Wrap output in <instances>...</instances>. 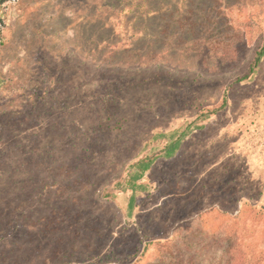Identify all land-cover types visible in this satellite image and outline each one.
I'll return each mask as SVG.
<instances>
[{
	"label": "rangeland",
	"instance_id": "rangeland-1",
	"mask_svg": "<svg viewBox=\"0 0 264 264\" xmlns=\"http://www.w3.org/2000/svg\"><path fill=\"white\" fill-rule=\"evenodd\" d=\"M4 15L0 264H264V0Z\"/></svg>",
	"mask_w": 264,
	"mask_h": 264
},
{
	"label": "trees",
	"instance_id": "trees-1",
	"mask_svg": "<svg viewBox=\"0 0 264 264\" xmlns=\"http://www.w3.org/2000/svg\"><path fill=\"white\" fill-rule=\"evenodd\" d=\"M264 59V45L260 47V49L256 52V57L254 58V67L253 70L251 69L252 73H254L255 69L259 67L261 61ZM255 74V73H254ZM247 77V76H246ZM184 134L179 135L177 138L172 139L164 148V152L162 158L170 159L172 158L175 153L180 148L181 142L183 140ZM155 160H141L136 163L137 167V174L133 176L134 183L141 179L142 175L147 172Z\"/></svg>",
	"mask_w": 264,
	"mask_h": 264
},
{
	"label": "built area",
	"instance_id": "built-area-1",
	"mask_svg": "<svg viewBox=\"0 0 264 264\" xmlns=\"http://www.w3.org/2000/svg\"><path fill=\"white\" fill-rule=\"evenodd\" d=\"M19 0H3L0 3V11L2 14H10L14 7L18 4ZM4 15V16H5Z\"/></svg>",
	"mask_w": 264,
	"mask_h": 264
}]
</instances>
